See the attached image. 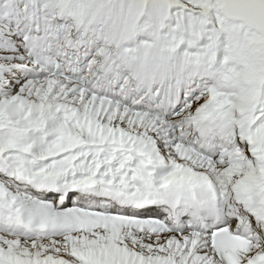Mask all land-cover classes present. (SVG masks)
I'll list each match as a JSON object with an SVG mask.
<instances>
[{
	"label": "snow or ice",
	"instance_id": "snow-or-ice-1",
	"mask_svg": "<svg viewBox=\"0 0 264 264\" xmlns=\"http://www.w3.org/2000/svg\"><path fill=\"white\" fill-rule=\"evenodd\" d=\"M0 264H264V0H0Z\"/></svg>",
	"mask_w": 264,
	"mask_h": 264
}]
</instances>
